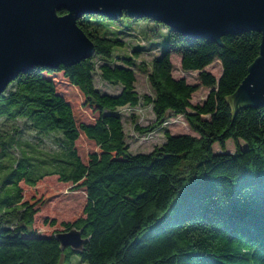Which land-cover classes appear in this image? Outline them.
I'll return each mask as SVG.
<instances>
[{
	"label": "trees",
	"instance_id": "16d2710c",
	"mask_svg": "<svg viewBox=\"0 0 264 264\" xmlns=\"http://www.w3.org/2000/svg\"><path fill=\"white\" fill-rule=\"evenodd\" d=\"M140 24H155L154 33L166 29L164 45H154L161 54L151 69L137 64L143 47L128 56L115 54L126 47L125 30ZM78 25L95 45L93 57L70 67H36L0 95V173L8 170L0 178V264H71L75 255L84 264H264V107L235 113L232 101L259 56L262 35L226 36L219 46L126 14L117 20L85 15ZM173 54L181 56L184 71L199 72L202 85L211 89L203 104H192L198 85L173 76ZM215 61L223 69L219 79L205 71ZM136 68L148 73L153 96L137 92ZM97 70L121 92L98 90ZM60 75L83 95L94 122L78 119L58 89ZM142 105L152 107L155 120L146 128L135 124L140 133L184 116L197 136L166 131L165 142L152 152L133 154L119 110ZM17 121L41 142L54 136L60 151L39 158L23 150L14 161L8 153L19 143L3 127ZM82 136L98 149L87 162L77 148ZM228 141L235 154L226 152ZM50 177L83 190L86 203L81 217L45 235L35 228L43 202L25 199L22 185L35 188ZM73 229L86 241L81 252L56 239Z\"/></svg>",
	"mask_w": 264,
	"mask_h": 264
},
{
	"label": "water",
	"instance_id": "95a60500",
	"mask_svg": "<svg viewBox=\"0 0 264 264\" xmlns=\"http://www.w3.org/2000/svg\"><path fill=\"white\" fill-rule=\"evenodd\" d=\"M92 14L154 20L219 46L226 36L261 34L259 56L232 101L235 113L241 107H264V0H0V95L36 67H70L93 57L95 45L78 25ZM56 239L77 252L86 242L76 229Z\"/></svg>",
	"mask_w": 264,
	"mask_h": 264
},
{
	"label": "rangeland",
	"instance_id": "374dc122",
	"mask_svg": "<svg viewBox=\"0 0 264 264\" xmlns=\"http://www.w3.org/2000/svg\"><path fill=\"white\" fill-rule=\"evenodd\" d=\"M124 24L128 26L130 24L129 19L123 18ZM155 24H140L134 25L133 29L125 30L126 33L121 35L122 40L126 43L124 49L116 50L115 54L120 56L131 55V52L136 47H143L137 59V64L144 63L149 69H151L153 60L160 56V48L154 46L155 44L164 45L166 41V29L161 26L157 32H152ZM146 30H148L146 32ZM160 34V37H158ZM148 35V36H146ZM158 37V38H157ZM101 64V62H98ZM173 76L177 79L185 78L189 84L198 85L200 88L193 95L192 104H203L207 99L210 90L202 85L199 79V72H187L182 69L181 56L179 54H173ZM208 73L219 79L222 75V65L220 61H215L212 65L205 69ZM136 74V90L141 95L153 96L154 92L148 79V73L140 71L139 68L135 69ZM95 85L102 93L109 95H117L121 92L122 87L113 86L103 81L100 77V72L94 76ZM60 83H58L59 91L66 96L75 109L76 115L81 122H94L95 115L88 108L84 106L83 95L75 88L66 85L63 82V77L59 76ZM122 116L124 130L126 133V142L130 147V151L133 154L144 153L148 154L154 150L155 147L162 145L165 142V132L168 131L172 135H184L189 134L197 136L192 130L188 121L184 116H171L167 122L158 130L151 133H140L135 129V124H138L142 128L150 126L154 120L155 115L150 106H139L131 109L124 107L119 110ZM14 129L21 130V134L16 136L17 132ZM4 135H14L16 140V146L9 151V157L16 161L23 150L33 151L35 156L39 158L50 157L60 151L58 142L54 136L45 138L42 142L37 138L34 131L25 127L23 121H17L9 123L3 127ZM242 149L246 148V144L241 141L239 143ZM77 148L82 159L87 162L88 157L98 149L92 141H89L84 136L77 142ZM236 146L233 141L226 143V152L235 154ZM215 152H222L218 145L214 147ZM5 162L9 164V158L7 157ZM8 170L0 173V178L7 174ZM24 189V196L27 200H36L43 202V205H39L41 208L40 213L36 217L35 228L38 233L51 235L54 231H60L62 222H72L83 214V209L86 203V195L83 190L75 191L71 184L63 185L59 182L57 177L46 178L40 182L35 188H29L22 185ZM56 221V226H52V222ZM71 264H84L80 258L75 255L71 260Z\"/></svg>",
	"mask_w": 264,
	"mask_h": 264
}]
</instances>
